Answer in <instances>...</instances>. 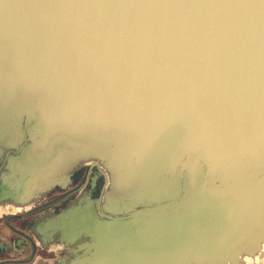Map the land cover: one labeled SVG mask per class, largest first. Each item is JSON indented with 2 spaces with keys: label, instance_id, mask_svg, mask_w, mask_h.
Here are the masks:
<instances>
[{
  "label": "water",
  "instance_id": "water-1",
  "mask_svg": "<svg viewBox=\"0 0 264 264\" xmlns=\"http://www.w3.org/2000/svg\"><path fill=\"white\" fill-rule=\"evenodd\" d=\"M94 168L59 264H264V0H0V213Z\"/></svg>",
  "mask_w": 264,
  "mask_h": 264
},
{
  "label": "flooded vegetation",
  "instance_id": "flooded-vegetation-1",
  "mask_svg": "<svg viewBox=\"0 0 264 264\" xmlns=\"http://www.w3.org/2000/svg\"><path fill=\"white\" fill-rule=\"evenodd\" d=\"M94 171L95 168L76 173L72 177L73 185L56 187L33 207L3 212L0 215V264H59L66 256L63 217L59 215L80 196L83 188L87 187L92 200L101 196L105 177ZM74 216L77 218L78 212L73 220Z\"/></svg>",
  "mask_w": 264,
  "mask_h": 264
},
{
  "label": "crops",
  "instance_id": "crops-1",
  "mask_svg": "<svg viewBox=\"0 0 264 264\" xmlns=\"http://www.w3.org/2000/svg\"><path fill=\"white\" fill-rule=\"evenodd\" d=\"M3 212H11V211H6V210H3V211L0 213V215H1Z\"/></svg>",
  "mask_w": 264,
  "mask_h": 264
},
{
  "label": "rangeland",
  "instance_id": "rangeland-1",
  "mask_svg": "<svg viewBox=\"0 0 264 264\" xmlns=\"http://www.w3.org/2000/svg\"><path fill=\"white\" fill-rule=\"evenodd\" d=\"M57 187H58V186H57ZM55 188H56V187H55ZM53 190H54V189H53ZM53 190H52V191H53ZM52 191H51V192H52ZM51 192H50V193H51ZM50 193H49V194H50ZM49 194H48V195H49ZM48 195H47V196H48ZM46 198H47V197H46Z\"/></svg>",
  "mask_w": 264,
  "mask_h": 264
}]
</instances>
